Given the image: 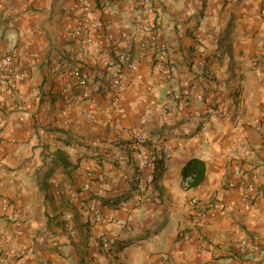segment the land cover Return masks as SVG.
<instances>
[{"label":"crops","instance_id":"1","mask_svg":"<svg viewBox=\"0 0 264 264\" xmlns=\"http://www.w3.org/2000/svg\"><path fill=\"white\" fill-rule=\"evenodd\" d=\"M72 1L0 0V57L14 46L17 72L0 93V264H264V0H158L166 62L124 70L109 125L110 96L79 100L65 64L104 68L120 50L136 58L138 2L84 0L87 41L70 35L82 18L64 13ZM153 156L162 169L139 168ZM192 158L205 174L186 189L181 171ZM134 172L153 179L151 202L136 201ZM91 203L130 223L96 222ZM101 234L115 245L103 249ZM241 240L252 245L235 252Z\"/></svg>","mask_w":264,"mask_h":264},{"label":"built area","instance_id":"2","mask_svg":"<svg viewBox=\"0 0 264 264\" xmlns=\"http://www.w3.org/2000/svg\"><path fill=\"white\" fill-rule=\"evenodd\" d=\"M138 2V19L139 26L136 30V35H138L141 40L139 42L140 52L135 58L132 56L128 50H120L115 54L111 55L107 61L105 67L93 70H82L74 67L71 63L65 64V72L68 76L74 78V87L80 89V93L77 98L81 101H86L91 99L95 94L103 92L107 93L109 98V103L104 107L103 113L108 116V118L103 122L104 125H109L111 121V114L120 112V102L122 100V94L126 89V73L124 70H134L137 67L138 60H148L154 61V63H165L167 56V46L163 42H160L157 38V33L155 31V9L158 0H136ZM100 4L104 7L110 6L114 0H99ZM65 14H70L73 12L81 13V19L77 21L75 26L70 29V35L72 38L80 39L85 38L88 41V35L90 32V22L86 19L87 15L90 13V5L84 0H73L69 5L63 7ZM108 38H111V34H107ZM13 43L15 41L13 40ZM82 55L88 54V49L81 47L79 49ZM14 46L11 48L10 52L0 57V93L4 94L11 90L13 86L14 79L17 77V72L14 64L15 56ZM218 56V55H217ZM97 60L92 59L91 65L96 68ZM260 68L262 70V76L264 79V58H260ZM157 69L161 71L166 79H172L174 75V70L172 68L166 67L162 68L157 65ZM70 86V83H69ZM173 97L175 99H182L183 105L189 103V94L187 92H174ZM72 97L66 98V105L72 102ZM62 115L66 116V110H62ZM87 119H93L94 115L87 112L85 114ZM264 126V120L263 124ZM121 129L120 125H116ZM138 141H144L145 137L142 134H138L135 138ZM169 147L166 148L163 154V158L168 156ZM157 157H151L150 159H142L139 162V168L145 169L150 165H153L154 160ZM87 175H91L90 173ZM139 175V173H138ZM100 176V175H98ZM133 176L138 181L136 182V201L151 202L152 199L149 195L145 194V191L153 183L151 177H146L144 179H139L137 173L134 172ZM183 186H187L188 181H183ZM88 182L83 184L84 188L89 187ZM153 190V188L151 189ZM245 200H249V195L245 193ZM75 196L71 197V200H75ZM189 202L192 205L197 204L195 198H190ZM210 206L215 207V204H210ZM86 209L91 211L93 218L96 222L104 221L109 224H113L118 227H125L130 223V218H115L113 216L104 215L101 210L95 204H87ZM98 242L103 249H110L115 245V240L108 238L107 236L101 234L98 237ZM251 242L247 240H241L238 242L234 248L235 252L242 253L246 249L251 247ZM215 251V250H214Z\"/></svg>","mask_w":264,"mask_h":264},{"label":"trees","instance_id":"3","mask_svg":"<svg viewBox=\"0 0 264 264\" xmlns=\"http://www.w3.org/2000/svg\"><path fill=\"white\" fill-rule=\"evenodd\" d=\"M161 159L154 160L153 166L156 169H162L163 163ZM181 172L182 181H188L185 188L190 189L196 187L203 180L205 174V164L198 158H192L183 165ZM136 181H138V179Z\"/></svg>","mask_w":264,"mask_h":264}]
</instances>
